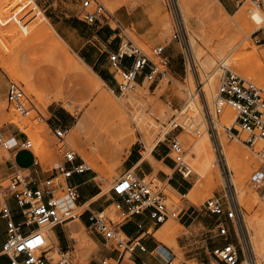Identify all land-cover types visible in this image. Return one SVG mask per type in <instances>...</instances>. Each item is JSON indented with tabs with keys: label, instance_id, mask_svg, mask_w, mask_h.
Wrapping results in <instances>:
<instances>
[{
	"label": "rangeland",
	"instance_id": "rangeland-1",
	"mask_svg": "<svg viewBox=\"0 0 264 264\" xmlns=\"http://www.w3.org/2000/svg\"><path fill=\"white\" fill-rule=\"evenodd\" d=\"M85 1L0 0V130L15 128L28 136L33 144L31 153L41 164L39 179L50 177L67 152L77 154V163L83 162V155L100 162L98 171L86 167L90 169L86 175L91 181L80 187L87 194L81 195V204L78 205L80 207L88 202V205L79 208L81 212L87 208L96 213L105 211V215L115 222L121 219L116 207L118 200L111 190L124 175L127 150L141 144L146 146L144 156L148 158L152 147L157 144L169 147L170 141L176 139L183 148L184 162L189 166L190 173L179 172L171 155L176 169L168 170L167 174L175 175L181 183L189 181V190L179 194L156 174L148 177L154 187L163 193L171 210L181 215L195 211L187 224H184L187 217L171 219L154 233L156 240L174 253L171 264H220L212 251L216 245H223L226 241L216 238L218 217L209 213L205 205L210 198L224 196L227 186H231L236 193L243 210L244 233L253 252L251 263L264 264V243H260L264 237V142L257 140L255 147H251L246 143L250 133L234 129L239 128L236 123L226 124L224 130L220 128L227 108L234 110L237 116L236 110L230 106H226L218 116L214 134L209 131L207 121L220 81L226 74L232 72L264 89V84L255 80L259 71L264 69V46L255 43L264 38V21H251L241 28L236 21L242 6L250 5L264 14V3L259 7L253 0H231L233 8L227 10L219 0H92L90 11L94 10L97 2L104 6L106 15L87 23L83 9ZM209 8L214 11L213 16H210ZM36 14L48 19L51 29L64 40V44L67 43L68 53L74 59H83L84 54L94 60L101 59L103 72L109 74L112 84L101 83L99 91L94 92L97 78L93 72L100 76L99 68H86L84 78L70 70L64 56L49 48V44L45 43L47 38L35 30L33 17ZM177 20L186 28L188 47L173 40ZM63 32L70 37V42L63 37ZM235 40H239L238 43L225 56H219L220 51ZM122 42L133 43L158 63L152 49L165 47L164 57L170 61L167 75L155 83L140 80L132 90L121 94L117 90V82L113 78L115 72L108 55L116 51ZM171 49L174 52H169ZM254 54L262 58V64L254 59ZM212 60L213 63L208 64ZM174 68L179 70V74L174 73ZM208 77L214 89L210 99L206 90L210 88ZM117 78L120 79L119 76ZM11 83L23 88L27 101L31 103L29 115L21 114L7 101ZM100 94L106 96L109 102L125 106L130 119L137 110L142 114L139 125H133L135 144L129 145L123 152L110 139L103 138L99 147L91 140L105 129L102 124H107L112 131L117 117L109 112L106 105L97 102ZM174 123L179 127L174 129ZM60 124L68 129L63 139L55 135V129ZM204 130L217 160L216 178L211 186L195 168L198 157L193 145ZM128 140L126 138V142ZM222 141L238 148L239 152L233 159L236 163L225 155ZM93 146L99 152L92 153ZM216 147L220 152L216 151ZM244 153L252 158L250 173L246 168L238 167ZM9 157L6 150L0 148V163ZM242 169L248 174H240L244 172ZM193 219L192 228H188ZM82 223L75 220L62 225L60 228L65 231L62 240L48 242L50 256L55 263L61 259L60 247L63 250L68 247L72 252L71 264L93 263L105 249L117 247V239L106 246L105 241ZM167 226L174 229L172 236L163 233ZM229 241L240 242L242 247L246 245L241 235L237 238L233 235ZM130 256L128 253L127 259ZM244 261L243 264H246Z\"/></svg>",
	"mask_w": 264,
	"mask_h": 264
},
{
	"label": "built area",
	"instance_id": "built-area-1",
	"mask_svg": "<svg viewBox=\"0 0 264 264\" xmlns=\"http://www.w3.org/2000/svg\"><path fill=\"white\" fill-rule=\"evenodd\" d=\"M253 1L259 7L264 3V0ZM92 3V0H86L83 4L87 23L98 21L100 16L106 15L104 6L97 2L94 10L90 11ZM173 40L182 42L184 47L189 46L184 24L179 20ZM255 43L264 46V38L256 40ZM152 53L159 63L133 43L122 42L116 51L109 53L108 60L115 72L117 90L121 94L132 90L140 80L155 83L167 75L170 61L164 57L165 47H156L152 49ZM7 101L21 114H30L31 103L27 101L23 88L18 84H10ZM226 106L237 112L235 123L239 128L234 129L250 133L247 144L255 147L257 140L264 142V89L232 72L223 76L213 101V109H209L207 114L209 131L212 134L216 131L217 118ZM178 127L179 124H173L174 129ZM67 133L66 127L55 129V135L59 139H63ZM32 147L33 144L26 134L24 138L20 137L15 141L0 130V148L3 150H13L16 154L31 152ZM216 151L220 152L219 147H216ZM169 152L174 156L179 172L189 174L190 168L184 162L183 148L176 139L170 141ZM77 157L75 152H67L52 175L46 179H34L29 171L19 170L12 177L0 180V194L13 197L24 210L26 217L24 224H17L7 206L0 212V217L7 221V240L2 254L9 258V264H71L73 256L70 250H60L61 259L57 263L54 262L48 247L51 237L47 234V229L53 230L71 221H84L90 230L101 236L106 243L117 239L115 250L125 257L137 249L145 252L147 247L141 238L129 239L122 233L121 226L124 222L136 216L148 215L158 227L171 219L181 220L183 217L180 212L169 208L163 193L154 187L148 177L138 176L134 172L123 175L111 190L118 198L116 207L120 222L106 216L105 211L96 213L87 208L81 212L79 208L85 207L88 202L79 207L80 187L70 183V179L75 175H84L90 169L85 167L84 161L77 163ZM34 166H41L37 157ZM205 207L209 213L218 217L216 238L226 241L225 244L214 247L212 252L216 259L222 264H243V259L244 263L252 264L253 252L244 233L243 210L231 186H227L224 196L210 198ZM233 235L236 238L241 235L246 243L245 247H242L240 242L229 241ZM157 252L170 264L172 255L167 249L158 248ZM101 264H120V261L105 258Z\"/></svg>",
	"mask_w": 264,
	"mask_h": 264
},
{
	"label": "crops",
	"instance_id": "crops-1",
	"mask_svg": "<svg viewBox=\"0 0 264 264\" xmlns=\"http://www.w3.org/2000/svg\"><path fill=\"white\" fill-rule=\"evenodd\" d=\"M219 1L224 5L225 9L229 10L233 8V4L231 0H219ZM61 23L62 22H57V24H61ZM63 34H64L63 37L70 42L71 41L70 37L66 36V33L64 32ZM170 51L174 52L173 49L169 50V52ZM83 59L82 60L85 62L86 66H88L87 68L90 67L99 68V74L101 77L95 72L93 71L92 72L95 75H97L99 78H101L104 83L109 85L112 84V79L109 76V74L103 72L104 66L102 65L101 59L94 60L88 54H84ZM73 72L77 76L82 78H84L86 75L85 69H81V70L78 69V70H74ZM174 73L179 74V70L177 68H174ZM93 91L96 92V84L93 86ZM59 126L63 127V124H60ZM3 133H5L7 136L13 137L15 141L19 140L20 137L24 138V133L21 132V130L15 128L5 129L3 130ZM6 152L9 154L10 157L9 159L5 160L3 163H0V180H6L12 177L19 170L29 171L31 173L32 178L39 179L40 173L42 172V168L41 166H34L36 157H34L31 152L23 151V152H18L16 154L14 153L13 150H9ZM127 152L128 155H126L124 162V175L128 172H134L135 174L141 177H149L156 174L159 179L165 182L167 181L169 187L174 191L178 192L179 194H183L189 190V185H190L189 181L181 183L176 179L175 175L167 174L168 170L176 169V167L173 165V159L170 155L168 146H162L160 144H157L150 151L149 153L150 155L148 158H145L144 156V154L147 153L146 146H142L141 144H139L138 146L131 147L129 150H127ZM90 181L91 179L86 174L75 175L70 179V183L77 185L79 187H83ZM80 194L81 195L87 194V191L84 188H81ZM5 206H7L10 209L12 213V218L17 224L25 223L26 217L23 213L24 210L18 206L16 200L9 195L4 196L0 194V212ZM194 214L195 211H191L190 214L188 212H185L182 215L183 216L182 218L187 217L184 224H187ZM194 221L195 219H193L192 223H190L187 227L192 228ZM83 223L87 226V224L84 221ZM60 227L61 226L48 231V234L51 237V241L53 240L54 242L56 241L58 243L62 240L63 237L62 234L65 231L62 230V228ZM160 228L161 226L157 227L153 224V221L149 218L148 215L136 216L132 220L124 222L121 226L122 233L129 239L141 238L143 244L147 247V250L143 252L140 249H137L127 259V255L125 257H122L121 253L115 249L112 250L105 249L103 252H101V254H98L95 258V261L90 264H101L102 260L105 258L118 260L120 261V264H167L165 257L157 252L158 248H165L171 253L172 255L170 261L171 264L175 258L174 253L166 246L161 245L154 237V233L157 232ZM147 231L148 232L150 231V233H148ZM50 232L53 233V236H51ZM98 238L103 240L101 236H98ZM6 240H7V221L4 218L0 217V264H9L10 262L9 258L2 254ZM105 244L106 246L108 245V243L106 242ZM56 247L54 246V248ZM60 250L63 249L60 247ZM66 250H69L68 247L64 249V251ZM199 264H208V263L201 262Z\"/></svg>",
	"mask_w": 264,
	"mask_h": 264
},
{
	"label": "bare ground",
	"instance_id": "bare-ground-1",
	"mask_svg": "<svg viewBox=\"0 0 264 264\" xmlns=\"http://www.w3.org/2000/svg\"><path fill=\"white\" fill-rule=\"evenodd\" d=\"M211 1V0H210ZM27 3V1H26ZM203 4H205L204 2H202ZM208 3V2H207ZM213 3V2H212ZM219 3V1L217 2ZM206 6V5H205ZM209 6V5H208ZM207 6V7H208ZM224 6V5H223ZM180 8V7H179ZM210 9V8H209ZM220 8H218L219 10ZM117 11V10H116ZM41 12V11H40ZM213 10L209 11L210 16H213ZM220 12V11H218ZM42 14V13H41ZM43 15V14H42ZM216 15V14H215ZM208 16V15H207ZM209 17V16H208ZM34 21V25H35V30L41 34L42 36H44L45 38H47L48 42H45L46 44H49V48L53 49L54 51H56L57 53L61 54L64 56V61L66 63V65L69 67L70 70L74 71V70H78V69H86L88 66H86L85 62L78 57L79 59L76 60L77 58H73L72 56L69 55L68 53V48H66L65 44L67 45V43L64 44V40L60 39L61 37H59L58 35H56V33L51 29L50 25H49V21L46 17L44 16H40L38 14H36V16L33 17ZM236 21L238 22V24L240 25L239 27L241 28L242 26L245 27L247 25L250 24L251 21H256L258 23H261L264 21V14L261 10L256 9L249 6H242V8L239 10V12L236 15ZM236 22V24H237ZM51 24V23H50ZM233 24V23H232ZM52 26V24H51ZM185 27V26H184ZM186 30V28H185ZM31 40V39H30ZM34 40V39H33ZM239 40H235V42H231L227 48H225L224 50L222 49L219 53V56H225L226 53L231 50L237 43ZM43 43V42H41ZM40 44V43H39ZM44 44V46L46 45ZM29 45V44H28ZM43 46V45H42ZM34 47V44H33ZM38 47V46H37ZM47 47V46H46ZM237 47V46H236ZM36 49V47H34ZM235 50V49H233ZM230 53V52H229ZM72 55V54H71ZM59 56V55H58ZM57 56V57H58ZM227 57V56H226ZM59 58V57H58ZM61 58V57H60ZM62 59V58H61ZM254 59H257V61L262 64V58L259 57L258 55L254 54ZM213 60L211 62H209L208 64H212ZM63 64V63H62ZM223 66V65H222ZM97 78V82H96V92L99 91L100 85L101 83L105 84L103 82V80L101 78H99L97 75H95ZM211 76V75H210ZM256 81L262 83V85L264 84V69L262 68L261 71H259V76H257L255 78ZM208 84L210 85V88H206L207 90V98H211L214 95V89L211 86V80L210 77L207 78ZM106 85V84H105ZM207 85V87L209 86ZM103 89V88H102ZM205 90V91H206ZM103 91V90H102ZM37 93V92H36ZM106 94V92H104ZM103 93V94H104ZM143 97V96H142ZM97 98V96H96ZM111 98V97H110ZM113 98V97H112ZM195 100V98H194ZM116 101V100H115ZM97 102L99 104H104L108 107L109 112H111L112 114L117 115V117L114 120L113 123V129L111 131V127L107 126V124H102L105 127L104 130H101V133L99 134V136L96 137L93 136L92 137V141L96 144V147L100 146L101 141L103 140V138H106L107 140L110 139V141L112 143H114L115 145L119 146V151L123 152L124 149L126 147H129V145L135 144V133L134 130L135 128H133V125H139L138 123L141 120L142 114L139 110L135 111L132 115V118L130 119L125 111V106L123 108L122 105L118 104L117 102H109V100L106 99V96L100 94L98 97ZM225 109V108H224ZM163 110V109H162ZM70 112V111H69ZM71 113V112H70ZM92 115V114H91ZM102 116V115H101ZM103 117V116H102ZM90 118V117H88ZM95 118V117H94ZM223 123L220 124V128H222L223 130L225 129V125L226 124H232L236 122V114L234 112V110L227 108L224 115H223ZM84 119V118H83ZM95 120V119H94ZM149 121V120H148ZM84 122V121H83ZM142 122V121H141ZM152 123V122H150ZM48 125V124H47ZM82 125V124H81ZM152 125V124H151ZM154 125V124H153ZM135 127V126H134ZM140 127V126H139ZM140 129V128H139ZM145 129V128H144ZM86 130V129H85ZM141 131V130H140ZM220 132H222L221 130H219ZM117 134V136H114V134ZM144 134V133H143ZM148 135V134H147ZM146 136V135H145ZM40 137V136H39ZM42 137V135H41ZM40 137V138H41ZM147 137V136H146ZM126 138H128V142H126ZM148 138V137H147ZM156 139V138H155ZM92 142V143H93ZM222 147L224 148V153L227 156V158H230L231 160L236 158V155L238 154L239 150L238 148L232 146V145H227L224 141H222ZM69 143V142H68ZM70 144V143H69ZM111 145V144H110ZM88 146V145H87ZM194 146V150L197 154V161L198 163L194 162L197 165H195L196 170L198 171V173L200 174L201 177H204L206 182L211 186L212 184H214L215 181V172H216V167H217V160L215 157V153L213 151V148L211 146V142L209 141V137L206 133V131L204 130L203 132H201V137L198 139V141H196V143L193 145ZM96 147H92V153H94L93 151H98L99 150ZM153 148V147H152ZM82 149V148H81ZM79 151V150H78ZM109 151V149H108ZM85 152V151H84ZM97 153V152H96ZM86 154V153H85ZM245 154V153H244ZM242 155L241 159L238 161V167H242V168H246V171L248 173H250V165L252 162V158H250L249 156ZM248 154V153H247ZM94 155V154H93ZM99 155V154H98ZM93 157L91 156H84L83 155V161L85 162V167H90L91 169H94L96 171H98L100 169L99 164L100 162H97L96 160H92ZM96 158V157H95ZM98 158V157H97ZM196 158V156H195ZM194 158V159H195ZM94 159V158H93ZM100 159H102L100 157ZM98 160V159H97ZM195 161V160H194ZM234 161V160H233ZM235 162V161H234ZM236 163V162H235ZM234 163V164H235ZM255 163V162H254ZM259 164V163H258ZM253 166V165H251ZM194 168V169H195ZM248 169V170H247ZM244 169H242L243 171ZM245 170L244 172H241L240 174H242L243 176H245L244 173H247ZM247 173V174H248ZM239 174V175H240ZM246 174V176H248ZM233 183V182H232ZM197 189V188H196ZM71 204V203H70ZM257 221V220H256ZM261 222V221H259ZM251 223V222H250ZM262 223V222H261ZM258 223L256 222V225ZM251 225V224H250ZM258 226V225H257ZM261 226V225H259ZM83 228V227H82ZM252 228V227H251ZM253 229V228H252ZM260 230V229H259ZM262 230V229H261ZM164 234H167V236H172L175 231L174 229H172L171 226H167L163 232ZM254 233V232H252ZM48 234V232H47ZM51 236H53V233L50 232ZM257 234V233H256ZM49 235V234H48ZM74 235V234H73ZM75 237V236H74ZM54 238V237H53ZM78 238V236H77ZM84 238V237H83ZM75 239V238H74ZM85 239V238H84ZM87 239V238H86ZM51 240V239H50ZM49 240V241H50ZM56 240V239H54ZM77 240V239H76ZM83 240V239H82ZM48 241V242H49ZM84 241V240H83ZM80 242L81 239H80ZM87 242V241H86ZM90 242V240H89ZM83 243V242H82ZM85 243V242H84ZM91 243V242H90ZM254 243V242H253ZM260 243H264V237H263V241H260ZM80 244V243H79ZM87 245V244H86ZM85 245V246H86ZM89 245V244H88ZM255 245V244H254ZM87 247V246H86ZM255 249V248H254ZM254 251V250H253ZM256 251V250H255ZM259 252V251H258Z\"/></svg>",
	"mask_w": 264,
	"mask_h": 264
},
{
	"label": "snow or ice",
	"instance_id": "snow-or-ice-1",
	"mask_svg": "<svg viewBox=\"0 0 264 264\" xmlns=\"http://www.w3.org/2000/svg\"><path fill=\"white\" fill-rule=\"evenodd\" d=\"M37 242H39V240H37Z\"/></svg>",
	"mask_w": 264,
	"mask_h": 264
}]
</instances>
